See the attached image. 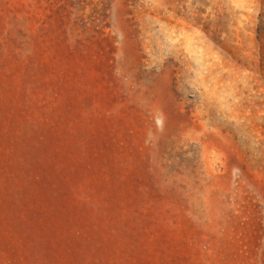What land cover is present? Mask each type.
<instances>
[{"label": "rangeland", "instance_id": "374dc122", "mask_svg": "<svg viewBox=\"0 0 264 264\" xmlns=\"http://www.w3.org/2000/svg\"><path fill=\"white\" fill-rule=\"evenodd\" d=\"M0 264H264V0H0Z\"/></svg>", "mask_w": 264, "mask_h": 264}]
</instances>
